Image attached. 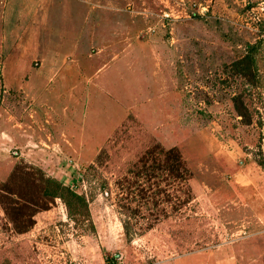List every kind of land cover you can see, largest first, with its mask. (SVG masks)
Returning <instances> with one entry per match:
<instances>
[{"label":"rangeland","instance_id":"1","mask_svg":"<svg viewBox=\"0 0 264 264\" xmlns=\"http://www.w3.org/2000/svg\"><path fill=\"white\" fill-rule=\"evenodd\" d=\"M105 258L264 264V0H0V264Z\"/></svg>","mask_w":264,"mask_h":264},{"label":"trees","instance_id":"2","mask_svg":"<svg viewBox=\"0 0 264 264\" xmlns=\"http://www.w3.org/2000/svg\"><path fill=\"white\" fill-rule=\"evenodd\" d=\"M178 168L181 169V170H182V168H183L182 165H181L180 163H179ZM179 175H180V173H179ZM179 175H178V176H179ZM178 176H177V177H178ZM105 261H106L107 264H116V263H117L115 260H109L108 258H105Z\"/></svg>","mask_w":264,"mask_h":264}]
</instances>
